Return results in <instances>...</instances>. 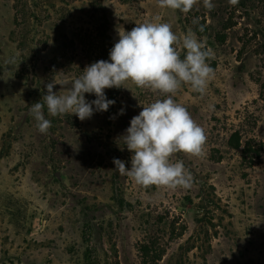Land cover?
<instances>
[{
	"label": "rangeland",
	"instance_id": "rangeland-1",
	"mask_svg": "<svg viewBox=\"0 0 264 264\" xmlns=\"http://www.w3.org/2000/svg\"><path fill=\"white\" fill-rule=\"evenodd\" d=\"M212 2L181 13L157 0H0V264H264V0ZM144 22L191 30L212 53L205 91L172 97L206 136L201 156L171 157L186 189L114 169L131 166L117 140L158 93L105 89L115 104L84 121L45 108L46 134L29 114L54 77L107 60L118 30Z\"/></svg>",
	"mask_w": 264,
	"mask_h": 264
},
{
	"label": "clouds",
	"instance_id": "clouds-1",
	"mask_svg": "<svg viewBox=\"0 0 264 264\" xmlns=\"http://www.w3.org/2000/svg\"><path fill=\"white\" fill-rule=\"evenodd\" d=\"M200 2L157 0L160 8L181 13H188ZM238 3L239 0H228L231 6ZM202 4L207 10L214 8L212 0H202ZM118 36L107 60L91 63L71 81L54 77L47 83L46 93L31 105L29 114L39 133L46 134L51 121L45 117V108L48 116L75 115L84 121L95 112L108 111L115 104L107 98L105 89L123 87L132 91L127 86L130 81L141 90L158 93L163 98L147 106L142 104V110L131 118L130 125L117 140L121 151L126 148L130 152L131 166L126 167L124 161L113 158L114 169L144 187L189 188L191 175L184 171L181 162H173L171 157L175 153L201 156L206 136L186 108L174 102L172 97L182 84L190 85L197 93L205 91L213 74L207 63L212 53L191 30L178 37L167 23H139L130 31L119 29ZM178 47L184 49L182 58L177 52ZM57 84L68 90L54 92ZM86 93L94 95L95 99L88 101ZM124 112L122 107L119 114Z\"/></svg>",
	"mask_w": 264,
	"mask_h": 264
},
{
	"label": "trees",
	"instance_id": "trees-1",
	"mask_svg": "<svg viewBox=\"0 0 264 264\" xmlns=\"http://www.w3.org/2000/svg\"><path fill=\"white\" fill-rule=\"evenodd\" d=\"M239 138V137H238Z\"/></svg>",
	"mask_w": 264,
	"mask_h": 264
}]
</instances>
